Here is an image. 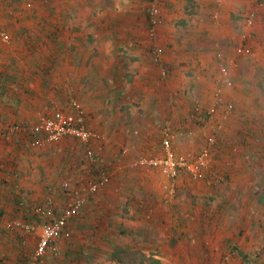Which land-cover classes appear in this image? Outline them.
<instances>
[{
  "label": "crops",
  "instance_id": "obj_1",
  "mask_svg": "<svg viewBox=\"0 0 264 264\" xmlns=\"http://www.w3.org/2000/svg\"><path fill=\"white\" fill-rule=\"evenodd\" d=\"M249 1L167 0L157 38L164 50L161 61L156 62L146 36L150 0H0V29L10 36L4 43L0 38V264L25 263L36 237L21 227H11L12 222L42 221L33 214L32 205L47 195L55 202L63 198L53 185L61 188L63 180L59 177H66L59 169L67 160L63 154L75 152L59 151L50 158L52 153L47 148L28 146L27 128L37 114L49 112V107L64 108L76 100L85 110L86 126L101 138L111 141L113 132L124 136L128 130L139 137L162 139L169 129L173 138H183L182 149H193L198 140L205 143L210 132H215L210 122L218 115L199 121L193 117V106L196 102L204 108L213 104L216 68L220 66L216 52L223 51L224 65L231 63L236 48L232 42L239 40L233 30L238 24L235 16L239 8L250 5ZM214 12H218L216 20L211 17ZM252 36L256 40L263 36L264 40V18L257 16ZM162 66L167 69L165 77L159 72ZM232 66L228 80L236 76ZM230 88L223 86L227 100H231L230 95L235 98ZM126 110L132 112L130 118ZM236 112L224 122L223 131L214 133L217 142L210 147L205 177L193 180L180 174L171 179L176 180V186L184 183L185 189L192 187L198 201L210 196L212 186H218L211 194L217 219L214 240L207 236L211 233L207 229L213 209L210 205L192 206L186 204L188 200L150 193L135 196L128 182L133 171L119 172L93 197H85L83 207L69 221L71 232L94 231L105 236L130 229L135 221L136 233L146 232L145 223L149 233L157 228L164 231L166 244L137 243L152 249L166 248L172 252L174 264H248L239 253L248 255L254 264L256 242L250 238V243H245L249 229L244 231L245 226L231 221V211L234 207L240 213L236 198L255 197L253 188L257 181H264V176L250 174L251 170L235 157L243 141L241 127L234 123L238 120ZM137 113L143 115L135 117ZM129 120L134 123L123 128ZM192 136H197V141ZM102 146L91 143L98 163L88 168H92L91 173L79 184L80 190L86 179H91L89 174L98 175L105 169L96 155L105 154V160L115 152L114 143L105 141ZM132 162L130 166L136 167ZM121 163L115 161L112 166L122 170L125 165ZM214 177L220 182L213 183ZM199 187H203L200 193ZM175 191H169L171 196ZM228 227L234 235L226 234L231 230Z\"/></svg>",
  "mask_w": 264,
  "mask_h": 264
},
{
  "label": "rangeland",
  "instance_id": "obj_2",
  "mask_svg": "<svg viewBox=\"0 0 264 264\" xmlns=\"http://www.w3.org/2000/svg\"><path fill=\"white\" fill-rule=\"evenodd\" d=\"M166 1L167 0H164V2ZM256 1L257 0H251L249 1L250 5L248 7L243 6L238 9L235 16L238 24L233 26V30L236 31V38L240 37V34L245 29L243 23L245 13L251 7H254ZM258 17L264 18V13L259 12ZM260 37L261 38L258 37V39L256 40L252 36L250 39L251 41L249 42V47L239 55L235 54L236 48H234L237 47L239 40L237 41V44L236 41L232 42L231 46L232 48H234V56L232 57L231 55V63L225 62L226 66H223L230 69L231 64L234 65L232 66V68H234L232 69V71L234 70V72H236V76L233 79L229 77L227 86L231 87L229 91H231L232 94L235 93V98L231 97L230 95L227 97H229L231 100H227L225 98L223 99H225L226 101H230L233 104L234 108L230 117L234 113V110H237L236 119L238 120H236V122L234 123H236L237 126L241 127L240 129L242 130L243 141L239 142V145L241 146L239 150L240 154L235 155V157L238 158L239 163H242L245 167L247 166L248 169L251 170V172L245 171L243 173L247 174L250 172V174L252 173L264 176V61H262L261 59L264 57V40L262 39L263 36ZM258 40H260L259 43H257ZM256 48L260 49L261 51H257ZM223 60L224 56L222 61ZM222 61L219 60L220 65H222ZM218 68L219 66L217 65L216 73H218ZM215 83L216 82L214 81V84ZM49 108V112L38 113L36 120L32 123H29V126H32L41 118L55 116L57 113L69 112L71 113V116H74L71 111L72 105L70 102H68L64 106V108H61L60 106L55 107V109L54 107ZM82 109L85 114V110L83 107ZM124 113H127V117L129 118L131 117V115H133L130 114L132 112H130L129 110H126ZM140 114L141 115L137 113L134 114V116L140 117L143 115V113ZM131 120L123 124V128H127L129 126L128 123L133 124L134 121L132 122ZM216 121L210 122L213 127L215 126ZM197 123V121H193L194 126H197ZM223 125L225 126L224 123ZM223 125L222 129L224 128ZM118 127H120V124H118ZM240 129H237L236 131L238 132L240 131ZM27 130H29V127L27 128ZM117 130H115V132ZM130 133L131 131L126 130L124 136H119L117 133L113 132V134L115 135L113 136L114 138L111 141L107 140L106 138H100L99 140L94 141L95 143L101 145V147H103L102 145L103 143L105 144V141H109L111 145L114 143L115 146L112 148L115 149V152L113 156L110 157V159L105 158V160V154L103 155L98 153L96 156L99 157L100 165H105V169L100 171L98 175H96V173L94 172L91 174V176L89 174L88 177L98 179L99 175H104L106 179L99 185V187H102V185H107L108 183L113 182V177H115V175H117L119 172L133 171L134 175L131 176V180L128 182L131 185V193L135 196H144L147 193H150L154 195V197H178V199H181V201L188 200L189 202L186 203L187 205L190 204L192 206L194 205L199 207L200 205L204 206L205 203H207L213 208L210 213L211 216L207 218L209 222V226H207V229H210L211 232L207 236H211V238L214 240L216 236V233H214V227L217 219L214 217L215 204L213 202L214 197L211 194L215 192V187L218 186H212L210 194V196H212L211 198L209 196L205 197L206 199L203 201H201L202 199L198 201L195 199L196 194H193L194 192H192V187H190V190H187V187L185 189L184 183L178 184L176 186V180L175 182H172L170 178H168L161 172L159 167L130 166V162H132V159L134 157L140 156L142 154L159 155L162 152L160 143L161 138L139 137ZM157 133V135L159 136V132ZM210 134H214V132L211 131ZM238 134L239 132L237 133V135ZM192 135H194V133ZM197 136H199V134ZM197 136H192L190 138H194L197 141ZM182 139L183 138L181 137L173 138V142L176 141L177 146L176 147L175 145H173V148L176 153H178V155H181L187 159H192L204 146H206L205 140V143H202L200 140H198V145L197 143H195L193 149H182L180 146ZM30 140H28V146H36L33 145ZM37 146L47 148L48 151L52 153L51 155H49L50 158H52L54 153H57L59 151L65 152L70 149L75 150L73 154L70 153L72 150L68 151L66 154H63V158L67 160L63 161L65 165L61 166L59 169L66 177H59V181L67 180L69 182V188L67 190H63L59 188L60 186L58 187L56 186V184L53 185V187H56L58 191L60 190V192L63 193V198H60L58 202H55V198L53 197L54 211H59L72 198L93 197V195L98 192L99 188L92 194L87 193V179L84 183L83 189L81 188L80 190V188H78L80 187L79 184L84 181V177H86L88 173H91V170L93 168L92 162L88 159L86 154L85 143L74 137H65L57 142L47 143L44 145L41 144ZM124 148H126V151H123ZM115 161H119L120 163L122 162L121 164L125 165V167L120 170L118 169V165L112 166L113 162ZM93 163L97 164L98 162L96 163L95 161ZM90 166H92V168L90 171H88V168ZM119 167L121 166L119 165ZM180 174L187 175L184 171H181ZM94 175L95 177H93ZM168 179L171 181H169ZM216 179L217 177H214L211 179V181L213 183L220 182L216 181ZM173 189H176V191L171 196L169 191H172L173 193ZM253 189L255 197L241 196L236 198L237 202L239 201L238 208L240 210V213H238L237 208L235 209L233 207L232 211L230 210L231 212H234L233 219L231 221H236L237 223H239V227L245 226L244 231L246 230V228L249 229V233H247L249 238L245 241V243L249 242L250 238L251 240H254L253 242H256L257 247L255 248L253 253L254 264H264V235H262L264 231V181H257L256 186ZM197 191H199V193L202 192L203 187H199ZM247 192L249 191L247 190ZM247 192L245 194H247ZM183 197L185 198L182 200ZM248 198L250 199L249 202L246 201ZM238 214H240L239 218L236 216ZM228 216H230V213L228 214ZM46 219V217L43 218V220ZM131 220H133V218ZM208 222H206V225H208ZM130 225L132 228H125L128 231L125 229L124 231L116 230L114 233H107L105 236H102L97 235L94 231H92L91 233L89 232V234H81L79 232L72 233L68 223L66 229L53 242H51L45 255L42 257V259H39L36 264H174V258H172L173 254L169 250H166V248L152 249L146 246H139L140 244L137 243L142 242V244H145V242L154 243L155 241H158V243L160 244L163 242L164 244H166V242L164 241L166 234L161 228H157L149 233L148 230L150 229V227L148 225L145 226V223L143 231L145 229L146 232L136 233L133 229V227L136 228L137 225L135 221H132V224ZM120 227H122V225H120ZM224 227L226 226L224 225ZM228 229H231V227H228ZM228 229L223 230V232H226ZM233 231L234 230L231 229L226 234L234 235ZM31 252L32 251L26 254V259Z\"/></svg>",
  "mask_w": 264,
  "mask_h": 264
},
{
  "label": "built area",
  "instance_id": "obj_3",
  "mask_svg": "<svg viewBox=\"0 0 264 264\" xmlns=\"http://www.w3.org/2000/svg\"><path fill=\"white\" fill-rule=\"evenodd\" d=\"M166 3L164 0H150L147 14L146 36L149 41V53L156 62L161 61L163 55V47L158 43V27L164 22V8ZM259 12L264 13V0H257L254 7H251L244 15V31L240 34L236 47V54L239 55L249 47L252 31ZM213 20L218 18V12L211 15ZM0 38L3 42L10 40L9 34L0 29ZM223 53L216 52L218 60L222 61ZM219 66L218 75H216V85L213 89V104L204 108L199 102L193 106V117L199 121L205 118H211L218 115L214 133H219L223 123L229 119L233 104L223 99V86L228 85V76L230 71L227 67ZM159 72L162 77L167 76V69L161 67ZM72 113H57L55 116H49L39 119L29 127L31 143L33 145H41L44 143H53L60 141L65 137H74L79 139L86 145V154L88 159L95 162L94 152L91 143L101 138L100 133L90 129L85 124V116L82 107L76 100H71ZM216 134L207 136L206 146H204L192 159H187L178 155L173 148V137L169 129L164 131L161 139L162 153L159 155H141L133 160L134 166H156L168 178L174 180L181 171H184L191 179L200 180L205 177L208 166L210 147L216 143ZM123 151H126L124 148ZM104 175H99V179H89L87 185V193L92 194L99 188L101 182L105 181ZM69 182L62 181L61 189L67 190ZM85 197L72 198L59 211H54V198L47 195L41 202L32 205V212L38 218H47L49 221L42 220L39 222H27L16 220L12 222L11 227H21L24 231L33 234L36 237V243L32 252L28 255L24 264H36L47 252L51 242H53L67 227L70 219L79 213L85 203Z\"/></svg>",
  "mask_w": 264,
  "mask_h": 264
},
{
  "label": "trees",
  "instance_id": "obj_4",
  "mask_svg": "<svg viewBox=\"0 0 264 264\" xmlns=\"http://www.w3.org/2000/svg\"><path fill=\"white\" fill-rule=\"evenodd\" d=\"M147 14H148V12H147ZM146 26H147V20H146ZM152 57V56H151ZM50 219H47V221H49ZM66 228V227H65ZM240 254V256L248 263V264H250V262H249V260H248V255H246V254H243V253H239Z\"/></svg>",
  "mask_w": 264,
  "mask_h": 264
}]
</instances>
